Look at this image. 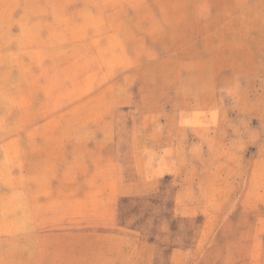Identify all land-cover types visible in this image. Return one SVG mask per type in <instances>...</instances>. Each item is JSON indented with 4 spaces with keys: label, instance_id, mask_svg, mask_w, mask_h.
<instances>
[{
    "label": "rangeland",
    "instance_id": "rangeland-1",
    "mask_svg": "<svg viewBox=\"0 0 264 264\" xmlns=\"http://www.w3.org/2000/svg\"><path fill=\"white\" fill-rule=\"evenodd\" d=\"M0 264H264V0H0Z\"/></svg>",
    "mask_w": 264,
    "mask_h": 264
}]
</instances>
